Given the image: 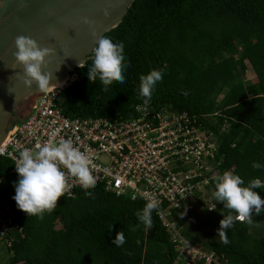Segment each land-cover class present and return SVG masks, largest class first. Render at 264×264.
I'll return each instance as SVG.
<instances>
[{
	"label": "trees",
	"instance_id": "16d2710c",
	"mask_svg": "<svg viewBox=\"0 0 264 264\" xmlns=\"http://www.w3.org/2000/svg\"><path fill=\"white\" fill-rule=\"evenodd\" d=\"M102 36L123 42L130 65L126 82H113L107 91L99 79L90 82L93 59L87 56L86 67L70 69L72 81L56 96L64 115L107 120L132 116L137 105H144L140 76L163 70L147 107L186 112L213 135L217 164L212 166L218 175L210 180L213 192L225 171L239 175L243 186L257 178L264 183V0H133L121 21ZM247 68L254 78L245 83ZM26 113L11 118L5 129ZM254 162L262 167L254 168ZM12 168L10 160L0 157V198L7 200L22 227L6 248L11 255L6 264H175L171 236L154 212L153 228L139 221L136 213L146 205L141 199L115 196L99 186L79 188L40 219L21 211L13 199L20 177ZM255 191L264 199V188ZM211 200L215 208L204 217L205 224L219 230L221 213L229 210L214 195ZM182 210L173 215L186 240L222 254L221 263L264 264V212L253 213L252 225L236 222L227 230L225 245L220 238L202 241L200 235H208L205 224L189 223L196 213L184 206ZM120 231L126 243L116 247L112 241Z\"/></svg>",
	"mask_w": 264,
	"mask_h": 264
},
{
	"label": "built area",
	"instance_id": "2783aa9c",
	"mask_svg": "<svg viewBox=\"0 0 264 264\" xmlns=\"http://www.w3.org/2000/svg\"><path fill=\"white\" fill-rule=\"evenodd\" d=\"M72 78L48 93H37L26 108L23 119L4 130L0 141V157L13 164L19 151L34 148L37 143L71 140L87 152L95 165V185L115 196L127 195L147 203L145 193L154 195L159 209L154 211L160 224L169 232L176 252L175 264H226L222 254L199 247L183 238L175 228V211L191 209L196 199L207 198L204 208L214 209L210 180L218 177L213 169L215 138L203 131L194 116L167 109L151 110L137 105L127 118L74 117L64 115L56 104V96ZM72 197L76 189H84L69 177ZM91 189V188H90ZM159 212V215L157 214ZM22 227L14 220L5 198H0V242L9 248ZM225 260V259H224Z\"/></svg>",
	"mask_w": 264,
	"mask_h": 264
},
{
	"label": "clouds",
	"instance_id": "9594fccd",
	"mask_svg": "<svg viewBox=\"0 0 264 264\" xmlns=\"http://www.w3.org/2000/svg\"><path fill=\"white\" fill-rule=\"evenodd\" d=\"M107 14L105 10V15ZM84 23L89 24L91 21L85 19ZM93 36L97 39L92 49L93 63L88 67V79L92 83L99 79L105 91L113 82L124 84L125 72L130 65L125 63L123 42H113L109 37L95 32ZM15 46V59L23 67V81L27 87L35 85L39 92L48 93L62 86L59 82L53 83L51 72L44 71L48 58L55 55V49L42 48L37 41L27 36H18ZM78 66L86 67L84 61H79ZM59 70L60 68L57 71ZM163 76V70L157 69L140 76L139 95L144 98L145 107L150 104L157 83L162 81ZM54 137L55 133L53 138L43 144L37 143L34 148H24L19 151L15 160L20 179L15 184L16 194L13 199L21 211L40 219L44 218L45 212L52 213L56 210L60 198L71 191L69 177L75 178L85 190L94 188L97 183L91 156L74 146L71 140L56 142ZM253 167L259 169L262 165L254 162ZM244 184L245 181L232 171H225L215 184V200L229 210L227 215L221 213L224 218L220 221L218 230L219 238L225 245L229 243L227 230L234 227L236 222L252 225L253 213L259 216L264 212V199L255 191L264 188V183L257 178L247 186H243ZM85 195L92 196V193L86 191ZM145 198L146 205L136 215L146 228H153L152 213L159 209V201L148 193H145ZM112 243L116 247H122L126 243L124 231L118 232Z\"/></svg>",
	"mask_w": 264,
	"mask_h": 264
},
{
	"label": "water",
	"instance_id": "95a60500",
	"mask_svg": "<svg viewBox=\"0 0 264 264\" xmlns=\"http://www.w3.org/2000/svg\"><path fill=\"white\" fill-rule=\"evenodd\" d=\"M132 1L0 0V141L18 102L39 93L37 86L29 88L23 81V67L15 59L16 38L31 37L42 48L55 49L44 71L53 74V82L66 80L68 71L92 54L93 32L102 36L115 27Z\"/></svg>",
	"mask_w": 264,
	"mask_h": 264
},
{
	"label": "rangeland",
	"instance_id": "374dc122",
	"mask_svg": "<svg viewBox=\"0 0 264 264\" xmlns=\"http://www.w3.org/2000/svg\"><path fill=\"white\" fill-rule=\"evenodd\" d=\"M253 78H254V75L252 74L251 70L249 68H247L245 71V76H244L245 83H248ZM31 99H32L31 97L30 98L26 97L25 99L20 100L18 102V104L16 105L14 111L15 112L17 111L20 113V112H23L24 110H26ZM207 202H209V201L207 200L206 197H204L202 200L199 198V199H196L193 201L191 210L196 213V217H195V219L189 218L188 219L189 223L191 222L193 224H198V223L205 224L206 221L204 220V217L207 216L209 213L206 210V208H204L205 203H207ZM57 226H59V225H57ZM204 230H206V232H207L206 234H208V235H205V236L203 235L204 237H201V235H200V239H202V241L215 240V239L219 238L218 230L215 227L205 224ZM198 232H199V230H198ZM10 256H11L10 253L7 251V249L4 247V245L0 242V264H6V262L8 261Z\"/></svg>",
	"mask_w": 264,
	"mask_h": 264
},
{
	"label": "flooded vegetation",
	"instance_id": "af4514ba",
	"mask_svg": "<svg viewBox=\"0 0 264 264\" xmlns=\"http://www.w3.org/2000/svg\"><path fill=\"white\" fill-rule=\"evenodd\" d=\"M20 113H21V112H20ZM18 114H19V112H17V111H16V112H15V111H13V112H12V114L10 115V118H9V120H10L11 118L18 117ZM9 120H8V121H9Z\"/></svg>",
	"mask_w": 264,
	"mask_h": 264
},
{
	"label": "bare ground",
	"instance_id": "6f19581e",
	"mask_svg": "<svg viewBox=\"0 0 264 264\" xmlns=\"http://www.w3.org/2000/svg\"><path fill=\"white\" fill-rule=\"evenodd\" d=\"M57 82H59L61 85H63V84L65 83V78L62 77V78H60L59 80H56V81L53 82V83H57Z\"/></svg>",
	"mask_w": 264,
	"mask_h": 264
}]
</instances>
